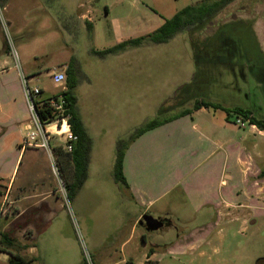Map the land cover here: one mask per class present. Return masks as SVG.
Masks as SVG:
<instances>
[{
  "label": "crops",
  "instance_id": "obj_1",
  "mask_svg": "<svg viewBox=\"0 0 264 264\" xmlns=\"http://www.w3.org/2000/svg\"><path fill=\"white\" fill-rule=\"evenodd\" d=\"M110 1L113 8L106 2L93 7V0H79L75 6L71 0H9L6 6L9 25L26 67L24 75L19 54V77L22 73L26 79L34 77L35 66L31 64L40 58L44 48L60 38L68 43L76 36L94 41L96 31L99 33L95 27L98 15L103 13L104 18H110L116 13L115 38L87 49L89 66L97 67L93 75L74 55L73 41L70 46L66 44L68 50L65 45L62 47L64 65L57 67V72L65 73L66 82L71 75L78 80L74 91L78 99L76 110L88 141L71 143L78 159L76 165L66 150V136L52 141V152L71 186L77 182L75 170H86V178L72 202L80 203L79 217L93 264H160L164 256H192L196 252L202 258L205 238L215 229L221 233V224L241 220L239 210L248 207L254 196L264 193L261 177L264 169L249 159L247 135L242 132L247 128L246 122L241 127L236 123V115L203 108L148 131L130 143L123 160L126 183L116 180L118 143L148 123L146 120L137 123L138 119L130 116L131 101L137 94H153L157 87L164 96H172L174 88L193 81L196 66L191 48L188 74L158 69L164 59L161 49L182 32L168 43H152L148 37L172 18L155 23L150 14L143 12L148 6L143 8L136 0ZM12 5L14 9L10 12ZM90 14L94 17H89ZM87 24L92 26L91 31ZM136 41L141 42L134 45ZM119 46L124 47L104 58L91 53L92 49L104 52ZM74 59L76 71L69 70ZM106 66L109 69H104ZM14 69L17 67L0 31V75H8L6 70ZM159 73L164 82L159 81ZM2 82L4 88L9 86V77ZM21 99L24 107L0 105V113L15 126L13 137L9 135L11 140H7L13 145L5 149L17 155L12 172L0 170V213L8 202L14 208L12 215L0 216V264H8L9 260V247L3 244L5 236L15 238L18 254L35 262L38 241L47 234L51 236L57 222L68 220L66 208L57 195V182L37 159L40 152L47 155L46 152L39 144L23 146L33 127L22 96ZM179 114L180 111L175 112L168 118ZM255 128L250 125L252 142H257L252 130ZM258 135L264 136V132ZM21 158L22 163L27 158V164L20 176ZM106 192H111L113 198L114 220L110 225L104 215L103 225L108 223L110 228L96 219L98 212L105 214L110 210L94 202ZM146 214L170 220L173 225L167 224L163 234L149 236L139 225ZM189 223H194L193 228H186ZM196 223L202 225L194 227Z\"/></svg>",
  "mask_w": 264,
  "mask_h": 264
},
{
  "label": "rangeland",
  "instance_id": "obj_2",
  "mask_svg": "<svg viewBox=\"0 0 264 264\" xmlns=\"http://www.w3.org/2000/svg\"><path fill=\"white\" fill-rule=\"evenodd\" d=\"M78 1L79 0H71V5L75 6ZM136 1L139 2V5L143 8L148 6L147 11L143 9V12L150 14L153 21L158 23L164 19L173 18L179 11L186 7L196 5L203 0ZM105 2L108 3L111 8L114 7L113 4L110 3L112 2L110 0H93V7H96L97 3H101L100 6H103ZM143 3L145 4L141 5ZM13 9L14 5H12L10 12H13ZM102 9L103 7L101 10ZM102 14L103 13H100L95 21V27L99 33L96 31L94 41H92V39L88 40L85 37H77L75 32L74 35L76 37H74V40H69V43L71 41L74 42L71 49L74 51L77 60L81 63L84 62L86 71L92 75L97 71V67L89 66L90 54L87 49L94 47V45H101L106 41L113 40L116 34L114 23L117 21L114 19L118 17L117 14H112L110 18H104ZM88 16L94 17L91 14ZM6 18L8 20L7 13ZM220 19L224 20V24L222 23L223 21L220 22L219 19H217L214 27L210 29L207 34L200 31L197 39L196 37L194 38L196 47L198 48L197 57L199 56L196 73L198 82L201 81L202 85L204 83L203 88L199 89L201 97L207 101H212L221 105L223 108H226V110L234 108L248 109L252 111L257 118L264 120V0H237L228 9L220 13ZM3 27L4 22L0 18L1 32V28ZM194 33L195 32L192 34ZM189 36L190 32L184 31L176 36L168 47L161 49L160 55H162L161 57L164 59H162L161 66L158 69L170 71L177 70L188 74L190 70L189 55L193 51H191L192 40H190ZM13 41L17 49L18 45L15 40ZM69 43L60 38L56 43L44 48L40 58L35 59L31 64L35 66L34 77L32 76L26 79L24 83L19 77V69L6 70V73L9 72L8 75H0V105L12 104L14 107H24L21 99L22 96L28 113V121H30L33 127V130H31L29 134H35L36 128L33 124L24 89L27 85L29 89L38 87L43 93L42 96L38 97V102L49 98H57L56 104H59L58 98L66 87V82L61 85L55 84L51 78V73L57 71V69L62 66L64 61L62 47L65 45L64 48L68 50V48H70ZM66 44L69 46L66 47ZM19 54L22 70L24 75H26V67L22 53L19 51ZM12 60L15 64L16 60L13 56ZM107 68L109 69V66H106L104 69ZM8 77L10 79L9 86L4 88L2 81L4 78ZM159 81H165L160 73ZM174 89L172 90V96H164L159 87H157L156 90L154 89L155 91L153 94H137L135 100L131 101L133 104L129 111L130 116H132L134 120L138 119L137 123L145 120L149 123L157 119L162 106L169 99L174 97L179 87ZM79 95L81 97L80 93ZM39 108L42 110V113L46 111L43 104H40ZM224 114L227 113L225 112ZM63 115L62 109H54L53 112H50V115L45 114L46 118L44 122H42L44 128L48 130L51 148L53 146L52 141L65 136L55 135L60 133L57 128H55V125L60 126L64 124L66 118ZM170 115H173V112L163 113L162 117L168 118ZM232 119L235 120V117ZM237 119L242 118L238 117ZM67 123L64 124L63 132L70 134V128ZM12 124L13 123L9 124L7 118L0 113V170L3 171L2 173L12 172L17 160L16 152H9L5 149L7 145L9 148L13 145L7 143V140H11V138L8 139L9 135L13 137L15 126ZM246 126L247 128L242 130V132L247 135L248 143L246 145V150L248 151L249 159L261 169H264V136L258 135L260 134L258 128L252 129L256 136L255 140L257 141L252 142L250 124L246 122ZM39 139L38 137L35 139L36 143L33 141H28V143H26L25 141L23 146L34 147L37 143L41 142ZM129 140L130 138L124 142H128ZM43 151L48 155L47 150L43 149ZM47 155L40 152V155L37 157L43 164L42 169L50 170L52 179H55L56 182L58 180V185H60V183L65 185L69 184V177H65L63 173H61L54 150L52 155H54L55 163ZM21 161L22 158L19 164L22 163ZM26 164L27 158H25L22 163L20 176ZM55 165L60 173L59 178H57L54 170ZM16 170H18V168ZM16 175L17 172L14 178H16ZM262 178L264 179V177ZM112 200L111 192L100 194L94 200L97 206H104L105 209L110 210L105 214L101 211L98 212L96 218L100 225L107 226L108 228H110L109 224L111 225L112 220H114L112 217L113 211L111 210ZM104 202H106V205H104ZM5 210L8 211L6 216H10L14 213V208L9 202L6 203ZM66 211L68 213L66 217L68 220H62L61 223L57 222L51 236L47 234L38 241L39 249L34 264H85L89 247L83 227L81 226V218L79 217L80 203H74V201L72 202L71 200V209H66ZM239 211L241 220L230 225L221 224V233L218 232L219 230L215 229L213 230V234L205 238V244L201 248V251L205 252L204 257H199V252H196V254L192 256H164L161 258L160 264H258L260 259H264V193L260 194L258 197L254 196L249 206ZM104 215H107L109 224L106 223L103 225ZM243 220H247L246 223H243ZM187 225L186 228L188 227V229H190L193 228L192 226L194 223H189ZM200 225L202 224L196 223L194 227ZM11 227H13V225H11ZM164 228L156 232H147L146 234L156 237L157 234H163V232H165L163 230L166 228ZM217 233L219 234L217 235ZM197 238L196 236V240ZM170 239H172V237H170Z\"/></svg>",
  "mask_w": 264,
  "mask_h": 264
},
{
  "label": "trees",
  "instance_id": "obj_3",
  "mask_svg": "<svg viewBox=\"0 0 264 264\" xmlns=\"http://www.w3.org/2000/svg\"><path fill=\"white\" fill-rule=\"evenodd\" d=\"M50 1L53 2L54 0H50ZM236 1L237 0H203L196 5L186 7L185 9L179 11L172 19L167 20L165 24L153 35L149 36L147 40L155 44H165L168 43V41H170L172 38H174V36L178 33L184 31L190 32L189 37L190 40H192L194 60L196 63V68H198V63H197V61H199V56L197 57L198 48L196 47V42L194 38L196 37L197 39V36L200 31H203L204 34H207V32L214 27L217 19H219L220 22L223 21L222 23L224 24V20L220 19V13L225 9H228ZM8 2L9 0H0V4L4 8H6ZM87 25H88V29L91 31L92 26L90 24ZM193 32L195 33L192 34ZM140 42L141 41H136L133 44L137 45ZM123 47L124 46H119L116 48L106 50L104 52H98L92 49L91 53H93L98 57L104 58L105 56L116 54L118 51L123 49ZM7 50L9 52L8 47ZM75 63H76L75 59L72 60L71 63L72 66L69 67V70L76 71L74 68ZM77 82L78 80L74 76L72 75L69 76L66 82V89L62 92V94H60V96H62L64 100V107L66 109L68 124L70 126L72 135L74 136V138H76L75 141L77 143L82 144L88 141L87 140L88 136L86 134V131L81 123V120L76 110L78 99L74 91L77 86ZM203 86L204 83L202 85L201 81L198 82V76L196 73V76L191 83L180 87L177 90L174 97L169 99L162 106V108L159 111V116L157 119L147 123L145 126L137 130L130 137V140L128 142L121 141L118 143L117 159L115 166V178L118 182L126 183L123 175V160H124L125 150L130 143H132L133 141H135L136 139H138L140 136L144 135L148 131L161 127L171 121H174L175 119H178L179 117L191 115L194 112H197L203 108L213 109V110H223L227 113L228 116L234 114L237 117L242 118L245 122L249 123L251 126H254L258 128L260 131L264 132V120L257 118L252 111L243 108H234L231 110L230 109L226 110V108H223L221 105L212 101H207L203 97H201V93L199 89L203 88ZM40 104H43V107L46 109L45 100L38 102V98H36L34 100V105L38 117L40 118V121L44 122L46 118L45 114L50 115V111L46 109V111L42 113V110L39 108ZM190 107L191 109H189ZM170 111L173 113L180 111L181 114L170 118L162 117L163 113ZM69 155H71L72 157L71 159L73 160V163L76 165L78 159L75 156L74 148H72V151L69 152ZM75 177L77 182H75L73 186H71V184H67V189L69 191V197L71 200L76 194V191H78L83 181L85 180L86 170H79V169L75 170ZM261 177H264V172H262ZM166 223L173 225L170 220H166ZM3 239H4L3 244L9 247V250L7 252L9 254L8 264H34L33 260L26 259L22 257L20 254H18L16 251H14L15 238L13 237L10 238L5 236ZM263 263H264V259H260L258 261V264H263Z\"/></svg>",
  "mask_w": 264,
  "mask_h": 264
},
{
  "label": "built area",
  "instance_id": "obj_4",
  "mask_svg": "<svg viewBox=\"0 0 264 264\" xmlns=\"http://www.w3.org/2000/svg\"><path fill=\"white\" fill-rule=\"evenodd\" d=\"M0 18L1 20H3L4 22V27L1 28L2 29V33L4 35V39L6 42V46L9 48V53L11 54V56H13L16 60L15 65L17 67V69H19L21 71V67H20V60H19V54L18 51L15 47V43L13 40L14 36L12 34L10 25H9V21L6 18V8L2 7L0 4ZM51 78L53 79L55 84L61 85L63 83L66 82V75L65 73L62 72H57V71H53L51 73ZM21 79L24 82H26V78L23 76V73L21 74ZM24 94H25V98L29 104V109H30V113H31V117L33 119V124L35 125L36 128V133H32V134H28L26 137V143H28V141H33L35 142L36 138H40L39 140H41L38 147L47 150V153L49 155V157L51 158L52 161H54V156L52 155V148L50 147V136H48V130H46L42 124V122L40 121V118L38 117L35 105H34V100L38 97H40L43 93L42 90L38 87L33 88V89H29L28 85L26 86V88L24 89ZM59 104H56V99L55 98H49L47 100H45V106L46 109H48L50 112H53L54 109H62V113L64 114L63 116L66 118L64 120V124H66L68 122V117L66 115V109L64 107V100L63 97L60 96L59 98ZM236 123L241 126L244 127L245 126V121L243 119H236ZM64 124H61L60 126L55 125V128H57V130L60 132L59 134H55L57 136H66L67 140H66V150L67 152H71L72 151V142H75L76 138H74V136L72 135V132L70 134H68L67 132H63L64 129ZM68 124V123H67ZM68 127L70 128V126L68 125ZM36 143V142H35ZM36 146V145H35ZM57 166H54V170L55 173L57 175V178H59L60 173L57 170ZM57 195L61 198L64 206L66 209L70 210L71 209V199L69 197V191L67 189V185L65 184H61L58 185V180H57ZM8 213L7 210H5V208L1 211L0 216L4 215L6 216ZM87 259H85V264H93L92 262V257L90 255V252L87 251Z\"/></svg>",
  "mask_w": 264,
  "mask_h": 264
},
{
  "label": "water",
  "instance_id": "obj_5",
  "mask_svg": "<svg viewBox=\"0 0 264 264\" xmlns=\"http://www.w3.org/2000/svg\"><path fill=\"white\" fill-rule=\"evenodd\" d=\"M166 220L154 218L151 215H144L139 222V225L144 227L147 232H156L163 229L166 225Z\"/></svg>",
  "mask_w": 264,
  "mask_h": 264
},
{
  "label": "flooded vegetation",
  "instance_id": "obj_6",
  "mask_svg": "<svg viewBox=\"0 0 264 264\" xmlns=\"http://www.w3.org/2000/svg\"><path fill=\"white\" fill-rule=\"evenodd\" d=\"M166 225H167V223H166Z\"/></svg>",
  "mask_w": 264,
  "mask_h": 264
}]
</instances>
